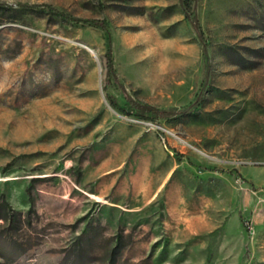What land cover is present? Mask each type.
<instances>
[{
    "label": "rangeland",
    "instance_id": "1",
    "mask_svg": "<svg viewBox=\"0 0 264 264\" xmlns=\"http://www.w3.org/2000/svg\"><path fill=\"white\" fill-rule=\"evenodd\" d=\"M181 1L0 0V264H264V0Z\"/></svg>",
    "mask_w": 264,
    "mask_h": 264
},
{
    "label": "trees",
    "instance_id": "2",
    "mask_svg": "<svg viewBox=\"0 0 264 264\" xmlns=\"http://www.w3.org/2000/svg\"><path fill=\"white\" fill-rule=\"evenodd\" d=\"M181 2H182V4H183L184 7H185V12H184V13H185L186 18H187V19H190V15H189V13H188V11H187V9H186V8H187V5H188L187 1L182 0ZM0 7L6 8V9H12V6H9V5L4 6V5L0 4ZM50 8H51L53 11H55V13L59 14L60 16H62L63 18H65V19H66V18L70 19V17L67 16L66 14H64L63 12H61V11H59V10H56L55 8H53V7H51V6H50ZM88 21H89V20H88ZM89 22H91V23H93V24H95V25H98V26H100V27H102L103 29L106 30L107 35H108V47H109V51H108V53H107L108 66H109V70H110L111 72H114L113 62H112V56H111V51H110V48H111V37H110V33H109V31H108L107 27L105 26V24L102 23V22H100V21L92 20V21H89ZM193 25H194V27H195L196 29H198V24H197L196 22L193 21ZM135 106L138 107V108H140V109H142L144 112L155 113V114L158 115V116H162V115H165V114L168 113L166 110L159 109V108H157V107H155V106L141 105V104H138V103H136Z\"/></svg>",
    "mask_w": 264,
    "mask_h": 264
},
{
    "label": "bare ground",
    "instance_id": "3",
    "mask_svg": "<svg viewBox=\"0 0 264 264\" xmlns=\"http://www.w3.org/2000/svg\"><path fill=\"white\" fill-rule=\"evenodd\" d=\"M95 56H96V58H99V56H98V55H96V54H95Z\"/></svg>",
    "mask_w": 264,
    "mask_h": 264
}]
</instances>
